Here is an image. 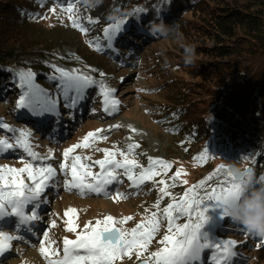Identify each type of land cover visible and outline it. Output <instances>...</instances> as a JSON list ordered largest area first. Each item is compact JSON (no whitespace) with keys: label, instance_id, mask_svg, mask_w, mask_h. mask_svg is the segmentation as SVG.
Wrapping results in <instances>:
<instances>
[{"label":"rangeland","instance_id":"rangeland-1","mask_svg":"<svg viewBox=\"0 0 264 264\" xmlns=\"http://www.w3.org/2000/svg\"><path fill=\"white\" fill-rule=\"evenodd\" d=\"M259 2V0H211L209 5L222 13H228L232 9L253 12L259 8ZM73 3L74 11L68 13L63 10L67 8L68 0L35 2L37 15L30 19L27 28H30L41 42L35 49L40 51L39 54H15L8 60L12 65L0 64V121L13 129L30 131L32 135L29 142L33 151L45 157L51 149L53 158L47 162L57 169L54 186L47 188L41 196L44 202L38 209L39 220L24 223L16 214L0 216V230L22 237L11 241L12 247L0 256V264H48V260L40 252V242L45 241L44 232H48L49 241H55L51 249H60L59 255L62 257L63 239L76 237V233L66 231V221L69 217H73L79 225L78 232L85 223L89 221L95 223L97 219H103L106 215L113 216L117 221L132 216L133 219L116 226L125 229L135 227L151 212L156 211L153 205L162 195L158 189L164 186L159 184L161 179L167 183V190L171 194L161 200V210L172 202L173 198L179 200L193 185L205 181L203 186L194 190L206 201L202 206L207 208L209 220L203 231H207L210 237L217 240L237 241L234 247L237 255L232 258L231 264H264V238L248 232L229 216H222L223 210L215 207L217 202L207 201L205 195L224 179L223 173L212 175L219 165L234 167L239 172L251 168L253 180L259 182V178L264 176V165H260L262 159H248L242 155L241 150L232 148L233 145L228 138L220 145L214 140L193 137L185 129L188 126L185 120L199 123L209 122L215 117L213 108L216 104L215 92L210 86V80L215 73L204 67L202 62L210 56L199 49V45L213 43L203 32V27L207 25L204 19L206 13H180L176 19L185 20V25L166 35L155 36L150 35L147 30L142 33L132 32L127 19L122 31L116 34L109 46L105 40L104 30L120 18L110 11V21L107 24L96 6L88 7L82 0L78 3L73 0ZM115 5L114 1L110 10ZM53 8L54 12L50 10ZM69 15H72L73 19L78 17L79 23L87 30L81 31L79 27H74ZM99 22L103 29L92 31L94 25ZM186 46H191L195 50L194 61L191 64L185 63ZM32 60L41 61L50 68L56 65L66 70L76 69L79 74L92 76L97 83L87 90L86 98L77 108L72 110L65 108L63 99H60L59 115L37 116L29 109L17 108V100L22 90L18 87L16 74L31 70L35 73V84L41 89L47 84L44 90L51 93L54 98H60V92L57 87L58 81L50 79L56 75L55 70L52 68L51 73H48L47 70L34 69L28 64ZM37 77L49 81L40 83L41 79L37 80ZM101 84L115 89V98L120 101L118 110H112L111 114L104 111L103 97L100 94ZM13 86H16V89ZM182 94H185L182 96L185 98L183 103L173 100ZM179 106L182 109L178 110ZM171 110L173 111L169 112ZM183 113V118L178 115L173 117V114ZM178 122L182 123L175 125ZM114 125L119 127H110ZM197 127L200 131L204 126L198 124ZM133 128L135 131H132ZM97 129L104 131L89 138V147L76 148L70 154L80 155L81 162L92 165L94 173L99 172L100 168L93 162L103 159L105 155L100 149L110 151L118 149L127 153L129 144H139L129 158L136 159L141 167L148 166L149 157L169 161L172 166L167 171L158 168L157 171L161 174L152 181H146L139 188L131 187L127 177L121 176V183L108 186V195L95 193L81 195L78 190H68L64 187L66 177L59 168L60 163L65 162L63 152L72 145L81 143L87 133L95 132ZM18 135V131L10 133L0 129V138L8 139L10 142H14V137ZM206 149L207 154L203 155ZM202 155L203 158H200ZM85 157L89 159L85 160ZM122 158L117 152V159ZM29 162L35 166V162L22 150L0 154V166L20 168ZM181 169L180 175L176 177L177 171ZM210 175L212 179L207 180ZM22 177L26 183H30L26 173L22 174ZM117 191L125 195L115 198ZM69 207L77 209L74 216L72 213H69V216L64 215ZM31 210V205L25 208L26 213L30 214ZM52 221H55V227L52 226ZM186 222V216L176 221L177 224ZM165 234L166 219L162 221L160 230L155 234L144 257L162 247L159 241ZM44 246L48 247L47 241ZM49 255L51 256V253ZM210 257L211 253L206 250L202 253L200 264H211ZM56 258L51 256V259ZM139 262L134 251L130 258L125 256L116 261V264Z\"/></svg>","mask_w":264,"mask_h":264},{"label":"snow or ice","instance_id":"snow-or-ice-1","mask_svg":"<svg viewBox=\"0 0 264 264\" xmlns=\"http://www.w3.org/2000/svg\"><path fill=\"white\" fill-rule=\"evenodd\" d=\"M58 2H63V0H58ZM75 2L78 3L79 0H75ZM50 10L54 12L55 8ZM63 10L73 13V0H68V6ZM136 11L142 10L137 9ZM69 19L73 21L74 27H79L81 31L87 30L79 23L78 17L73 19L72 15H69ZM124 24V19H118L104 30L105 40L109 46H111L116 34L122 31ZM51 67L55 70L56 75L50 79L58 81L57 87L60 98H54L47 90L41 89L39 85L35 84V73L31 70L21 71L16 74L18 87L22 90L17 100V108L29 109L37 116L59 115L60 99H63L65 108L75 109L86 98L87 90L97 83L92 76L79 74L76 69L66 70L56 65ZM101 75L104 74L101 73ZM115 92V89L108 88L103 84L100 86V94L105 106L104 111L109 112V114L112 110H118L120 103L115 98ZM110 127H119V125ZM0 129H5L10 133L19 132V135L14 137V142L0 138V154L22 150L31 161L35 162V166L34 163L29 162L20 168L7 165L0 166V216L9 213L16 214L24 223L39 220L38 209L44 202L41 196L47 188L54 186L57 175V169L47 162L53 158L52 151L50 149L45 157H41L40 154L33 151L29 142L32 133L28 130L13 129L2 121H0ZM102 131L104 130L97 129L95 132H89L84 136L81 143L74 144L64 150L65 162L60 163L59 168L66 177L64 180L66 189L78 190L81 195L88 193L108 195V186L113 183H121V176L127 177L131 182V187L139 188L146 181H152L154 177L161 174L160 171H157L158 168L167 171L172 166L169 161L149 157L148 166L141 167L136 159L129 158L133 150L139 147V144H129L127 153L118 149L117 151L100 149L105 155L103 159L93 162L100 168L99 172L94 173L92 165L81 162L80 155L70 156V154L76 148L89 147V138L95 137L97 133ZM132 131L135 129L133 128ZM117 152L123 157L122 159H117ZM206 154L207 149L203 155ZM203 155L200 158H203ZM87 159L89 158L85 157V160ZM69 160L71 161L70 164L68 163ZM41 161L44 162L41 163ZM137 169L140 170L137 172ZM181 171L182 169L177 171L176 177L180 175ZM24 173L27 174V180L30 183H26L23 179L22 174ZM220 173H223L224 179L205 195L207 201L217 202L215 207L223 210L222 216H228L229 206L240 198L245 188L257 186V182L253 180L251 168L237 172L233 168L221 164L212 175ZM212 175L206 179L211 180ZM259 181L264 182V176H261ZM204 183L205 181H201L199 185H193L179 200L173 198L172 202L161 210V200L171 195L167 190V183L161 179L159 184L164 186L158 189L162 195L153 205L156 211L151 212L149 216H146L144 220L131 229L116 225H123L126 221L133 219L132 216L117 221L113 216L106 215L103 219H97L95 223L92 221L85 223L78 232L79 225L73 217H69L66 221V231L76 233V237L75 239L68 237L63 239L62 257L59 255L60 249H51V245L55 241L48 240V232L43 233L45 241L48 242V247L44 246L45 241H41L40 252L48 260V264H116V261L125 256L130 258L134 251L140 264H200L202 253L207 250L211 253V264H231L232 258L237 255L234 251L237 241L217 240L210 237L207 231H203L209 220V216L206 214L207 208L202 206L206 201L204 197H199L194 190L203 186ZM124 195V193L117 191L115 198ZM29 205L32 206L30 214L25 212V208ZM145 211L147 212V209ZM69 213L74 216L77 209L69 207L64 215L69 216ZM182 216L187 217V222L177 224L176 221ZM165 219L167 220V234L159 241L162 247L144 257V253L148 250ZM52 226L55 227V221H52ZM19 239L22 237L10 235L0 230V256L11 249V241ZM49 253L57 258L51 259ZM142 257L144 258L141 259Z\"/></svg>","mask_w":264,"mask_h":264},{"label":"trees","instance_id":"trees-1","mask_svg":"<svg viewBox=\"0 0 264 264\" xmlns=\"http://www.w3.org/2000/svg\"><path fill=\"white\" fill-rule=\"evenodd\" d=\"M38 1L0 0V64L12 65L8 60L15 54H39L40 51L35 49L41 42L27 28L30 19L37 15L34 3ZM114 1L116 5L110 10ZM210 1L99 0L95 6L105 17L107 24L110 21L109 12L112 11L117 18L125 21L128 19L130 29L137 33L146 32L149 21L156 16H161L165 22H175L180 28L185 25V20L176 19L180 13L205 12L207 25L203 27V32L213 43L199 45V49L210 56L202 62L204 67L215 73L210 80L216 99V104L213 105L215 117L209 122L185 120L188 124L185 129L193 137L214 140L220 145L228 138L232 148L241 150L242 155L250 160L261 158L260 165H264V0H259L260 6L253 12L232 9L228 13L218 12L216 7L209 5ZM137 9L142 11L137 12ZM100 23L95 24L92 31L102 30L103 25ZM28 64L34 69L51 73L52 68L41 61L32 60ZM40 79L37 77V80ZM42 81L41 79L40 83ZM47 81L49 80L43 82ZM13 87L16 89V86ZM46 87L47 84H44L43 88ZM184 95L173 100L183 103ZM179 109H182L181 106ZM176 115L183 118L184 113L173 114V117ZM180 123L182 122L175 125ZM198 124L204 126L200 130L202 133Z\"/></svg>","mask_w":264,"mask_h":264},{"label":"clouds","instance_id":"clouds-1","mask_svg":"<svg viewBox=\"0 0 264 264\" xmlns=\"http://www.w3.org/2000/svg\"><path fill=\"white\" fill-rule=\"evenodd\" d=\"M88 7H95L99 0H82ZM178 25L167 24L161 16L149 21L146 30L150 35H166L176 29ZM195 50L191 46L185 47V63L194 61ZM239 172L238 169H236ZM228 216L242 225L246 230L264 238V182H257V186L245 188L238 200L228 208Z\"/></svg>","mask_w":264,"mask_h":264},{"label":"water","instance_id":"water-1","mask_svg":"<svg viewBox=\"0 0 264 264\" xmlns=\"http://www.w3.org/2000/svg\"><path fill=\"white\" fill-rule=\"evenodd\" d=\"M231 168H233V169L235 170V168H234V167H231ZM137 264H140V262H139V263H137Z\"/></svg>","mask_w":264,"mask_h":264}]
</instances>
